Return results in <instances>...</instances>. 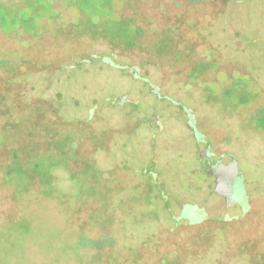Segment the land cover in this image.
Returning a JSON list of instances; mask_svg holds the SVG:
<instances>
[{"label":"rangeland","instance_id":"obj_1","mask_svg":"<svg viewBox=\"0 0 264 264\" xmlns=\"http://www.w3.org/2000/svg\"><path fill=\"white\" fill-rule=\"evenodd\" d=\"M235 14V26L239 36L249 35L252 40L254 39V42L249 43L240 37L237 38L235 42L238 51L228 54L231 55L229 58L237 59L242 69L240 71L243 73L232 70L234 81L225 88L206 83L212 79V72L202 76L203 82L199 80L194 85L190 83L191 87H189L184 84L188 66L174 63L170 56H163L156 61L147 57L151 62L159 63L156 67L146 64L144 58L138 57L139 55L134 51H118L104 35L67 31L70 25L79 19L82 20L84 16L89 19L92 17L96 20L105 19L104 0H79L77 3L76 0H0V58L6 56L5 59L11 65L10 70L8 68L0 70V84H3V80L8 76L13 77L12 81L18 88V99L23 106L33 100L49 101L53 108H58V116L64 122L81 117L84 119L89 105L98 107L96 114L99 116V122L94 129L101 131L103 128L106 129V118L116 125L111 124V127L120 129L117 125L120 124L122 114L120 109H112L111 101H101V95L117 91H120L118 95L128 93L133 101L138 102L134 106L136 112L146 114L150 110H157L170 119L166 123L162 138L154 143L156 148L159 145L158 154L164 158H162L161 170L176 177L186 169L185 159H188L184 153L185 157L182 159L180 157L181 144L172 145L182 133L174 120L177 108L170 107L164 101L145 97L146 91L143 85L129 78L124 71L108 68L100 61L104 58L122 66L133 65L140 74L150 78L160 88L162 95L170 96L177 103L192 110L198 116L200 126L210 127L219 135L217 142L222 149L234 153L239 158L247 190L254 191L250 201L262 203L264 208V0H245L236 8ZM190 17L189 19L194 20L193 15ZM45 18L48 22L46 31L33 37L32 25L38 26V29L43 27ZM223 19L220 17V20L216 21L213 17L208 25L203 22L198 28L202 36V44L208 46L214 55L221 50L218 48L220 47L219 29L225 27V31L230 32L227 33L229 36L232 32L230 25H227ZM147 23L151 31L158 28L152 21ZM15 27L20 31L14 30ZM84 34L85 38L82 37ZM261 41L262 54L259 51ZM229 49L233 51V43L229 44ZM21 50L23 56L19 57L17 55ZM205 53L204 49H199L197 60ZM45 57L49 59L54 57L52 61L55 72L50 75L39 71V64ZM83 57L88 58L92 64L79 62ZM23 60L29 63L27 67L22 66ZM193 61L195 60L191 59L190 65L194 63ZM15 65L19 66L14 67ZM162 66L167 77L161 70ZM239 83H241L240 88ZM5 134V131H1L0 137L6 136ZM169 140L171 147L168 149L160 147L159 143ZM114 141L117 144L121 142L126 144L123 149L116 146L112 148L115 152L112 157L116 162L128 157L127 166L130 169L135 167L134 162L137 157L145 160L148 143L142 127L124 137L117 135ZM20 152L19 156L15 154L10 160L9 169L6 168V174H11L7 182H11L16 187V198L20 201L28 198L30 200L27 202L31 203L19 209L20 212L15 213L14 218L9 217L7 220L4 219L5 209L0 208V264H112L114 260L115 263L121 264L119 260L123 259L122 248H132L134 244L144 239L145 229L150 230L151 224L136 222L134 215L138 207L127 202L125 217L116 214L119 224L113 228L111 235L117 239V244L113 246L110 242L113 257L109 263L106 258V233L109 234L106 230V219L103 218L102 226L82 230L83 227L93 226L96 222L101 223L99 217H106V200L104 199L105 202L97 209L94 208L96 210H93L92 217L84 221L85 223L78 227L73 226L76 222L74 216L81 219L91 212L86 204L82 205V201L87 197H82L87 191V188L83 187L86 168L84 170L80 168L70 179L63 168L50 167L47 159L38 157L31 162L25 161V157L32 153L31 150L27 153L26 150L20 149ZM117 166H121L120 163ZM51 170L53 184L55 189H59V193L47 197L44 193H48L50 189L46 188L40 196L26 193L28 183L38 171L49 173ZM128 173L133 174L131 171ZM102 174L106 173L102 172ZM129 174H127L128 178L131 177ZM195 178L197 182H194V185L199 188L202 200L208 205L218 206V199L213 197V179L208 178L206 183H200L198 174ZM135 179L139 180L140 175L137 174ZM48 182V178L44 177L43 185L46 186ZM31 184L37 186L38 180ZM13 190L11 186L7 187L0 180V206L8 205L11 198L14 200V207L17 206L18 202L14 198ZM93 199L89 198L90 202L94 201ZM157 202L158 227L172 225L173 223L167 220L161 199L159 198ZM129 235L132 241L128 240ZM227 251L226 244L217 236L202 255L177 257L178 259L171 264H255L261 259L259 256L252 259L240 254L231 256L232 253L228 254Z\"/></svg>","mask_w":264,"mask_h":264},{"label":"flooded vegetation","instance_id":"obj_2","mask_svg":"<svg viewBox=\"0 0 264 264\" xmlns=\"http://www.w3.org/2000/svg\"><path fill=\"white\" fill-rule=\"evenodd\" d=\"M77 1L79 0H76V3ZM244 1L104 0L105 19L96 20L94 17L89 19L84 16L82 20L79 19L70 25L67 31L104 35L118 51H134L139 55L138 57L144 58L143 61L146 64L156 67L159 65L155 62L156 60L163 56H170L174 63L188 66L185 86L191 87L199 80L203 82L202 76L212 72V79L206 83L225 88L234 81L231 75L232 70L241 72L237 59L229 58L231 55H228L239 49L235 40L240 37L249 43L254 42L249 35L239 36L235 26L236 8ZM52 10H54L53 7ZM192 15L194 20L189 19ZM213 17L216 21L220 20V17L224 18L223 20L232 29L231 37L227 34L230 32L225 31V27L219 29L220 47L218 48L221 50L215 55L208 46L202 44V36L198 31L203 22L208 25ZM148 21H152L158 28L151 31ZM47 23L45 18L43 27L38 29V26L32 25L34 31L32 36L45 32ZM16 28L14 30L20 31ZM85 34L82 37L85 38ZM145 42H147L146 45H143ZM231 43H233V51L229 49ZM201 48L206 53L197 60V53ZM259 51L262 54V41ZM17 56L22 57L23 51L21 50ZM5 57L0 58V70L5 68L10 70L11 65ZM124 57L127 56L124 55ZM147 57L155 61L151 62ZM52 59L45 57L39 64V71L46 72V75L55 72ZM191 59L195 60L192 65H190ZM79 62L86 65L92 64L86 57L81 58ZM100 63L108 68L124 71L129 78L143 85L146 91L145 97L164 101L170 107L177 108L174 120L182 133L177 136V140L172 145L177 143L182 145L180 157L181 159L185 157L183 153L187 156L188 159L184 158L186 169L176 177L161 170L164 158L159 156L157 151L159 145L156 148L154 141L162 138L166 123L170 119L157 110H150L146 114L136 112L134 106L138 102L133 101L128 93L118 95L120 91H117L101 95V101H111L112 109H120L122 113L120 124L117 125L120 129L111 127L114 123L106 118V129L103 128L101 131L94 129L99 122V116L96 114L98 107L89 105L84 119L81 117L64 122L58 116V108H53L49 101L33 100L23 106L18 99V88L12 81L14 78L8 76L3 80V84H0V136L1 131L6 133V136L0 137V161H2L0 180L7 187L11 186L14 189V198L18 204L14 207V200L11 198L8 205L0 206L5 209L4 219L14 218L15 213L20 212L19 209L31 203L27 202L30 200L28 198H25V201L16 198V187L11 182H7L11 174H6V168L10 167V160L15 154L19 156L20 149L26 150L27 153L31 150L32 153L25 157V161L31 162L38 157L47 159L50 167L63 168L70 179L80 168L83 170L86 168L83 187L87 188V191L82 197H87L85 201H82V205L86 204L91 212L83 216L82 220L74 216L73 219L76 222L73 226L78 227L84 221L86 222L90 216L92 217L93 210L106 200V217H99L101 223L96 222L95 225L83 227L82 230L102 226L103 218L106 219V230L109 231V234L106 233V258L109 263L113 257L111 244L113 246L117 244V239L111 235L113 228L119 224L116 214L125 217V208L128 206L126 204L129 202L130 205L138 207L134 215L136 222L151 224V228L145 229L146 233L142 232L144 239L134 244L135 246L122 248L123 259L119 260L121 264H171L178 259L177 257L202 255L217 236L226 244L227 252L232 253L231 256L240 254L252 259L259 256L261 259L255 264H262L264 262V208L262 203L250 201L254 191L247 190L239 158L234 153L222 149L217 142L219 135L210 127L200 126L198 116L192 110L177 103L170 96L162 95L160 88L150 78L140 74L136 67L118 65L104 58ZM28 64L23 60L22 66L27 67ZM161 70L167 77L163 66ZM10 72L12 74V71ZM139 127L145 131L148 150L146 156L144 155L145 160L137 157L134 162L135 167L130 170L127 166L128 157L116 162L112 157L115 153L112 148L114 146L119 149L125 148L126 144L124 142L117 144L114 141L115 137L130 135ZM159 144L163 149L171 147L170 140ZM118 163L121 166H117ZM129 171L135 177L139 174L140 179L136 180L132 173V175L128 173ZM37 173V175L32 174L36 176L28 183L26 193L40 196L46 188L50 191L44 194L52 197L53 194H57L56 192H60L53 184L52 170L49 173L45 171ZM127 174L131 177L128 178ZM197 174L200 177L198 179L200 183H206L208 178L213 179L214 196H212L218 199V206L208 205L200 197V190L194 185V182H197L195 180ZM44 177L49 180L46 186L43 185ZM35 180H38L37 186L31 184ZM216 187H219V192H216ZM89 198H94V201L90 202ZM159 198L168 217L167 220L173 223L161 228L157 225ZM109 221H111L110 225H108ZM127 238L132 241L130 235ZM112 264L120 263H115L114 260Z\"/></svg>","mask_w":264,"mask_h":264},{"label":"water","instance_id":"obj_3","mask_svg":"<svg viewBox=\"0 0 264 264\" xmlns=\"http://www.w3.org/2000/svg\"><path fill=\"white\" fill-rule=\"evenodd\" d=\"M215 190H216V192H219V187H216V189H215Z\"/></svg>","mask_w":264,"mask_h":264}]
</instances>
